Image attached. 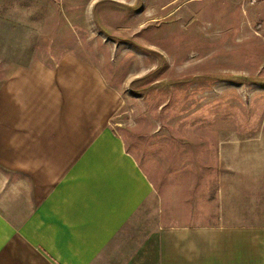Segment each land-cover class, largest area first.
<instances>
[{
    "label": "rangeland",
    "instance_id": "1",
    "mask_svg": "<svg viewBox=\"0 0 264 264\" xmlns=\"http://www.w3.org/2000/svg\"><path fill=\"white\" fill-rule=\"evenodd\" d=\"M73 55L167 222L264 229V0H0V81Z\"/></svg>",
    "mask_w": 264,
    "mask_h": 264
},
{
    "label": "crops",
    "instance_id": "2",
    "mask_svg": "<svg viewBox=\"0 0 264 264\" xmlns=\"http://www.w3.org/2000/svg\"><path fill=\"white\" fill-rule=\"evenodd\" d=\"M119 107L73 55L0 81V264H264L263 228L167 222Z\"/></svg>",
    "mask_w": 264,
    "mask_h": 264
}]
</instances>
